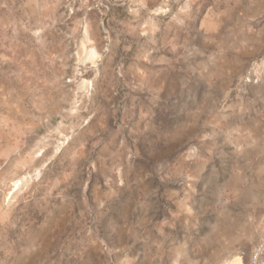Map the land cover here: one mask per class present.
Masks as SVG:
<instances>
[{
    "label": "rangeland",
    "instance_id": "rangeland-1",
    "mask_svg": "<svg viewBox=\"0 0 264 264\" xmlns=\"http://www.w3.org/2000/svg\"><path fill=\"white\" fill-rule=\"evenodd\" d=\"M263 79L264 0H0V264H250Z\"/></svg>",
    "mask_w": 264,
    "mask_h": 264
},
{
    "label": "crops",
    "instance_id": "crops-1",
    "mask_svg": "<svg viewBox=\"0 0 264 264\" xmlns=\"http://www.w3.org/2000/svg\"><path fill=\"white\" fill-rule=\"evenodd\" d=\"M262 82H264V79ZM255 118V122L257 123L258 121L259 124L257 123L255 127L250 128V130H253L254 133L250 131L251 133L248 132V134L249 136L254 135L256 137L264 136V115H256ZM238 146L239 149H242L239 150V152H241L240 156L242 159L240 163L236 165L239 168V171L235 173L234 177L236 176L238 178L239 185H251L253 183L264 182V144L251 146L249 144L241 145V143H239ZM257 214L263 215L261 212ZM257 214H255L256 217L254 225H257L258 228L261 229L262 225L261 222L257 220Z\"/></svg>",
    "mask_w": 264,
    "mask_h": 264
},
{
    "label": "built area",
    "instance_id": "built-area-1",
    "mask_svg": "<svg viewBox=\"0 0 264 264\" xmlns=\"http://www.w3.org/2000/svg\"><path fill=\"white\" fill-rule=\"evenodd\" d=\"M250 264H264V238L251 250Z\"/></svg>",
    "mask_w": 264,
    "mask_h": 264
}]
</instances>
